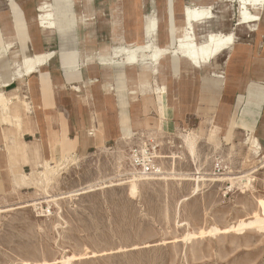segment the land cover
<instances>
[{"label": "rangeland", "instance_id": "1", "mask_svg": "<svg viewBox=\"0 0 264 264\" xmlns=\"http://www.w3.org/2000/svg\"><path fill=\"white\" fill-rule=\"evenodd\" d=\"M100 1L86 6L107 17L113 2ZM200 2L212 7L215 18L196 26L198 36L209 30L234 31L237 38L229 65L224 67L221 60L210 67L226 73L225 89L232 85L230 98L218 101L226 110L222 115L218 110L214 130L195 116L161 128L168 108L162 109L157 94L150 103L131 95L127 82L125 105L119 98L111 104L95 97L81 102L75 125L84 128L83 140H90L93 130L100 142L89 151L67 156L52 152L42 162L34 138L24 136L26 128L17 129L19 149L12 157H18L17 173L31 174L18 186L4 152L7 127L0 123V264H264V108L260 113L251 108L258 115L252 117L245 115L246 98L238 103L245 87L264 88V17L262 29L254 32L237 26L239 0ZM198 3L186 0L183 7ZM104 37L100 53L118 42L116 36ZM242 48L246 50L232 66ZM8 62L6 58L0 64L3 81L13 70ZM22 82L17 84L22 87ZM17 84L4 90L12 92ZM159 86L155 82L153 87ZM22 98L32 106L27 95ZM227 116L236 123L230 133ZM242 123L254 127L262 145L259 154L250 153L249 130ZM190 131L205 136L195 161L183 143ZM142 152L162 174H148L135 192L132 179L142 170L133 159ZM48 164L53 181L38 184ZM168 172L173 175L164 179Z\"/></svg>", "mask_w": 264, "mask_h": 264}, {"label": "crops", "instance_id": "2", "mask_svg": "<svg viewBox=\"0 0 264 264\" xmlns=\"http://www.w3.org/2000/svg\"><path fill=\"white\" fill-rule=\"evenodd\" d=\"M89 1L0 0V46L14 43V48L10 49L7 56L13 69L20 66L23 56L37 52L53 54L36 74L23 79L22 87L17 84L21 80H16L11 86L17 84L18 87L13 90L21 92L20 96L27 95L32 103L34 113L31 115V125L25 128L32 130L33 135L26 133L24 136L34 138L40 161L43 162L42 156L48 157L52 152L57 156H67L89 151L91 145L99 146L95 131H90L91 138L86 142L81 135L84 128L75 125V116L83 105L81 102L93 100L95 97L96 100L106 98L111 104L115 98H119L121 104L125 105V95L122 91L127 82L131 84L130 94L146 99V103L152 102V96L157 94V101L162 109L169 110L168 118L163 117L160 121L170 119L177 122L195 116L208 123L214 130L213 119L218 110L219 115L224 114L226 110L225 106L219 107L218 101L220 98H230L232 85L227 87L229 90L225 89L228 81L226 73L222 70L218 73L217 70H210V67L214 62L221 60L224 67L228 66L231 51L223 52L202 68L193 65L184 57L174 55L162 58L155 65L153 62L128 66L102 65L98 60L99 57L110 55L113 47L100 53L105 35L116 36L118 42L122 41L126 45L144 44L147 38V41H156L161 48L176 49L185 24V8L188 5L183 7V4L186 0H102L101 4L113 2L111 13L107 17L101 10L93 11L88 8L86 4ZM190 1L199 2L192 7L212 8L203 6L200 0ZM158 4H161V7H158ZM46 6H50L54 11L56 29L47 30L40 22L41 9ZM36 12L38 14L35 16ZM62 15H76L79 21L76 26H64ZM213 18L214 15L209 20L196 22L194 33L198 42H207L212 34L223 32L209 30L202 36L196 34L197 25L208 23ZM154 19L159 20L156 29L153 28ZM237 26L248 28L238 23ZM89 46L93 53L89 51ZM236 46L237 44L233 53L237 52ZM242 50L244 52L246 49L238 50L240 54L233 57L232 66L236 65L234 61L239 60ZM225 55L227 57L224 60ZM200 71H205L207 77ZM230 80L239 82L236 78ZM155 82L162 86L154 89ZM22 88H25V91H21ZM247 88L244 90L245 95L238 97V103L246 98L249 109L245 115L257 117L251 108L258 109L260 113L264 104L253 101L254 99L248 96ZM225 118L227 128L235 122L232 117ZM241 125L254 134V127H249L246 123Z\"/></svg>", "mask_w": 264, "mask_h": 264}, {"label": "bare ground", "instance_id": "3", "mask_svg": "<svg viewBox=\"0 0 264 264\" xmlns=\"http://www.w3.org/2000/svg\"><path fill=\"white\" fill-rule=\"evenodd\" d=\"M115 3V2H114ZM42 5V4H41ZM42 15L40 16V22L42 26L47 29H56L57 23L55 22V14L50 6L43 7ZM213 16L212 8H196L192 6H187L185 8L184 15V28L179 38L178 47L174 48H161L157 45L156 41H147L144 44H129L126 45L122 41L117 42L115 46L112 47L111 54L103 57H99L98 60L102 65H139L141 63L153 62L157 64L160 60L168 55L181 56L188 59L193 65L202 68L207 64H210L213 59L221 55L225 51H231L233 53L234 47L236 45V36L234 31L231 32H218L212 34L207 42L200 43L197 41V37L194 33V28L196 22L201 20H209ZM239 23L238 25L247 26L250 31H260L262 28L260 23L264 17V0H239ZM64 21V26H76L79 18L76 15H62ZM39 22V23H40ZM159 20H153V28H158ZM147 35L145 29V36ZM11 48H14V43L9 42L6 46H0V64L7 58L8 53ZM53 57L52 53L37 52L28 56H23L21 64L18 68L13 69L8 75L9 79L3 81L2 74H0V123L6 126L3 129V141L5 142L7 163L10 164V172L14 175L17 173L16 161L18 157H12V153L18 152V137L17 129L25 128L26 124H31V115L34 113L33 106L30 105L29 101L22 98L17 94L16 90L6 91L4 88H8L16 80H23L25 78H30L36 74L41 66L44 65L48 60ZM9 61V60H8ZM10 63V62H8ZM13 81V82H12ZM112 87H110V90ZM114 90V89H113ZM167 94V93H166ZM248 96L257 101L264 100V88H256L251 86L248 90ZM14 99L16 102L14 103ZM26 118V120L24 119ZM170 121L172 120H162L163 129L170 128ZM235 122L229 126L228 133L233 131L236 127ZM247 130V129H244ZM248 131V130H247ZM27 134H32V130H25ZM167 132V131H166ZM248 138L246 141L250 145V153L257 155L262 149L260 140L250 131H248ZM173 133V132H172ZM211 136V134L209 135ZM204 137L194 132L190 131L187 135L183 136V143L189 155L197 158V147ZM27 148V143H24ZM248 153V152H247ZM30 157L35 158L34 153H31ZM247 155V154H246ZM31 158V160H33ZM247 158V157H245ZM249 161V160H248ZM135 165V164H134ZM156 169L159 174H162V168L157 167ZM137 170V169H136ZM51 165L46 166V174L41 176L37 180L38 184H44L46 186L50 185L53 181L55 175L52 172ZM199 172V169H197ZM134 175V174H132ZM173 173H167L168 176H172ZM198 175H200L198 173ZM139 177L134 176L132 179V188L135 192H138L139 182L147 180V175L139 174ZM31 174L28 173H17L13 180L18 186L22 185L26 178H30ZM197 182L199 187L200 176H197ZM36 183V184H37ZM196 187V189L198 188ZM197 190H194V194ZM199 191V190H198ZM197 193V192H196ZM195 196V195H194ZM95 248V247H94ZM96 255V253H93Z\"/></svg>", "mask_w": 264, "mask_h": 264}, {"label": "built area", "instance_id": "4", "mask_svg": "<svg viewBox=\"0 0 264 264\" xmlns=\"http://www.w3.org/2000/svg\"><path fill=\"white\" fill-rule=\"evenodd\" d=\"M149 156L148 153H137L134 155L133 163L142 170L141 174H158L159 172L156 171L158 166Z\"/></svg>", "mask_w": 264, "mask_h": 264}]
</instances>
